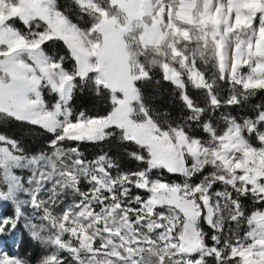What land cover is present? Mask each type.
I'll return each mask as SVG.
<instances>
[{
    "label": "snow or ice",
    "instance_id": "6c2138e0",
    "mask_svg": "<svg viewBox=\"0 0 264 264\" xmlns=\"http://www.w3.org/2000/svg\"><path fill=\"white\" fill-rule=\"evenodd\" d=\"M70 3L0 0V235L41 249L0 264H264V0Z\"/></svg>",
    "mask_w": 264,
    "mask_h": 264
},
{
    "label": "trees",
    "instance_id": "16d2710c",
    "mask_svg": "<svg viewBox=\"0 0 264 264\" xmlns=\"http://www.w3.org/2000/svg\"><path fill=\"white\" fill-rule=\"evenodd\" d=\"M61 3L66 6L71 7L70 0H61ZM54 47L57 52L64 51L63 45L60 43H57ZM145 95L150 99L151 106L156 111L162 114L168 113L170 114V117L172 119H175L178 117L179 102L176 99L174 87L171 84L167 82L162 83L158 89H154L153 87L149 86L145 91ZM257 102H264V93H260L258 97L252 100L250 103L254 104ZM104 107H105V102L97 98L91 91H88V90L84 91L83 93H77V95L74 97V100H73L74 110L84 109L89 112L93 110L103 111ZM14 127L16 129H14ZM19 128H21V130L23 128H25L26 130L30 129V127L27 125L13 123L6 130L9 131V133L10 132L12 133V131L14 130L18 131ZM21 134H23L22 138L23 140H25L29 148L34 149V148H38L39 146H41L42 137L40 135H35L33 132L28 131V130L25 133L21 132ZM101 145L105 146L104 149L106 150L110 147L109 144H105V145L101 144ZM81 147L84 152H88V153L91 152V150L85 149L83 146ZM100 150L101 149H97V153Z\"/></svg>",
    "mask_w": 264,
    "mask_h": 264
},
{
    "label": "rangeland",
    "instance_id": "374dc122",
    "mask_svg": "<svg viewBox=\"0 0 264 264\" xmlns=\"http://www.w3.org/2000/svg\"><path fill=\"white\" fill-rule=\"evenodd\" d=\"M237 111H239V110H237ZM14 129H16V128L14 127ZM27 130L31 131L35 135H37L36 132L38 130H34V129H27ZM27 130L25 128H23L22 130H21V128H19L18 131L14 130V131H12V133L11 132L9 133V131H7V130L6 131L10 135L22 140L24 143V146L27 149L33 150L32 148H29L27 146L25 140H23V138H22L23 134H21V132L25 133V132H27ZM41 143H42V139H41ZM82 146L85 149L91 150L90 153L85 152V155L88 156L89 158H91L97 154V149H104V147H105L101 144L100 145L84 144ZM38 148H34V149H38ZM128 166L134 167V165L131 163H129ZM169 178L173 179V180L178 179L177 176H170ZM11 213H12V206L10 204L0 205V215H10ZM28 213L29 214L31 213V209H28ZM0 252L7 253L9 255L19 254L21 256H27L31 260L35 261L39 257L41 249L37 243H35L34 241H32L30 239L28 232L23 227V225H21L15 232H10V233L0 235Z\"/></svg>",
    "mask_w": 264,
    "mask_h": 264
}]
</instances>
